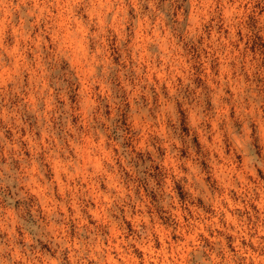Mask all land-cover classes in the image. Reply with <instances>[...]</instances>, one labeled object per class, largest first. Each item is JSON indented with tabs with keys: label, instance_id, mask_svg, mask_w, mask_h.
Segmentation results:
<instances>
[{
	"label": "rangeland",
	"instance_id": "374dc122",
	"mask_svg": "<svg viewBox=\"0 0 264 264\" xmlns=\"http://www.w3.org/2000/svg\"><path fill=\"white\" fill-rule=\"evenodd\" d=\"M0 264H264V0H0Z\"/></svg>",
	"mask_w": 264,
	"mask_h": 264
}]
</instances>
